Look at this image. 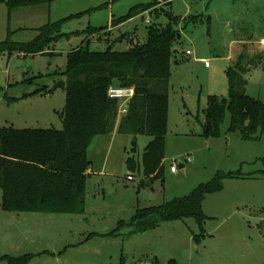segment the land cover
<instances>
[{"label": "rangeland", "instance_id": "obj_1", "mask_svg": "<svg viewBox=\"0 0 264 264\" xmlns=\"http://www.w3.org/2000/svg\"><path fill=\"white\" fill-rule=\"evenodd\" d=\"M151 2L60 0L11 12L0 4V44H29L40 28L65 20L59 29L64 37L43 54L0 55V128L60 131L65 92L54 87L65 82L67 54L87 41L92 51L110 46L118 53L143 43L145 28L154 22L148 13L116 27L112 22ZM168 11L181 19V40L174 45L178 64L171 62L168 79L161 176L151 181L142 173L150 137L118 135L116 129L95 137L86 152L93 174L86 180L84 214H16L0 207V257L35 255L29 264H120L121 259L122 264H264V178L258 175L264 170V137L246 142L239 133H229L227 113L217 138L202 137L207 98H227L226 70L242 54L264 53V0H173ZM90 28L106 30L90 36ZM199 58L211 68L205 69ZM245 80L246 94L264 105L261 70H252ZM125 108L118 104L116 127ZM218 172H240L244 179L226 180L220 193L205 198L207 219L199 244L193 238L201 233L191 219L163 223L142 235L91 238L114 231L139 210L189 195ZM1 198L0 190V204Z\"/></svg>", "mask_w": 264, "mask_h": 264}, {"label": "trees", "instance_id": "obj_2", "mask_svg": "<svg viewBox=\"0 0 264 264\" xmlns=\"http://www.w3.org/2000/svg\"><path fill=\"white\" fill-rule=\"evenodd\" d=\"M56 1L60 0H0V4L11 12L18 8L50 5ZM172 2L152 0L149 4L133 8L124 19L112 22V26L116 27L145 13L154 19L145 28L144 42H137L126 52H114L110 46L104 51H92L87 41L67 54L62 74L65 82H59L54 87L65 92V106L59 115L62 123L60 131L0 128V207L4 212L83 215L87 171L91 166L86 155L87 148L95 137L109 135L115 129L118 135L151 138L141 157L142 173L151 181L161 176L167 128L168 79L171 62L178 64L173 48L181 40L177 29L181 19L168 11ZM161 17L166 19L164 25L158 23ZM199 17H192L191 20ZM63 21L40 28L38 36L29 44L16 45L8 40L1 43L0 55H12L14 52L31 56L43 54L52 43L64 37L59 33ZM104 30L90 28L86 34L96 35ZM256 69L264 74L262 52L252 58L242 54L226 70L227 98H207L203 138L219 136L226 113L229 114V133H239L246 142L264 137V105L245 92V75ZM112 86L134 90V96L117 127L119 103L107 96ZM37 94L38 91L33 93ZM127 166L134 169L135 163L128 160ZM258 175L264 178V170ZM232 179L244 177L240 172H218L189 195L158 207L139 210L129 222H119L114 231L105 235L94 234L91 238L142 235L163 223L191 219L201 233V236L193 238L199 244L207 219L202 210L203 201L209 195L220 193L223 182ZM144 186L141 184L139 188ZM35 257L3 256L0 262L29 264ZM154 264L159 263L154 260ZM168 264L177 263L169 261Z\"/></svg>", "mask_w": 264, "mask_h": 264}, {"label": "built area", "instance_id": "obj_3", "mask_svg": "<svg viewBox=\"0 0 264 264\" xmlns=\"http://www.w3.org/2000/svg\"><path fill=\"white\" fill-rule=\"evenodd\" d=\"M263 47H264V45H263ZM186 55L189 56L190 52H186ZM202 62H203L204 67L208 68V63L204 62V61H202ZM107 96L110 100L118 101V103L121 104L122 106H126V108L121 111L122 114H125L126 109H127V105L134 96V90L132 88H123V87L112 86L109 88ZM189 161H190V159L187 158L186 163H188ZM170 173H172V174L176 173V167L175 166L172 165L170 167Z\"/></svg>", "mask_w": 264, "mask_h": 264}, {"label": "crops", "instance_id": "obj_4", "mask_svg": "<svg viewBox=\"0 0 264 264\" xmlns=\"http://www.w3.org/2000/svg\"><path fill=\"white\" fill-rule=\"evenodd\" d=\"M4 6H5V5H4ZM145 14H147V13H145ZM145 14H143V15H145ZM228 24H230V23L227 22V25H228ZM228 26H230V25H228ZM239 26H240V25H239ZM244 45L246 46L247 44H244V42H243V43H242V46H244ZM197 60H199V61L201 62V61H204L205 59H203V58H199V59H197ZM204 68H205V67H204ZM210 68H211V67L209 66L208 68H205V69H210ZM163 161H164V160H163ZM163 161H162V165H163ZM185 163H186V162H185ZM179 168L181 169V168H183V166H180ZM92 174H93L92 169H88V171H87V175L90 176V175H92ZM171 174H172V173H171ZM44 253H47V252H44ZM47 254H48V253H47ZM52 256H54L53 253H52ZM33 259H34V258H33Z\"/></svg>", "mask_w": 264, "mask_h": 264}, {"label": "water", "instance_id": "obj_5", "mask_svg": "<svg viewBox=\"0 0 264 264\" xmlns=\"http://www.w3.org/2000/svg\"><path fill=\"white\" fill-rule=\"evenodd\" d=\"M121 39H118V41H120Z\"/></svg>", "mask_w": 264, "mask_h": 264}]
</instances>
